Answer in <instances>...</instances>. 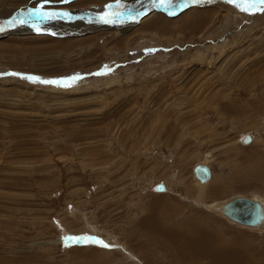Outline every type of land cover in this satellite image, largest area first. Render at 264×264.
Returning <instances> with one entry per match:
<instances>
[{"label": "rangeland", "instance_id": "obj_1", "mask_svg": "<svg viewBox=\"0 0 264 264\" xmlns=\"http://www.w3.org/2000/svg\"><path fill=\"white\" fill-rule=\"evenodd\" d=\"M96 1L64 7L73 33L0 35V264H264V224L216 210L264 202V12Z\"/></svg>", "mask_w": 264, "mask_h": 264}, {"label": "bare ground", "instance_id": "obj_2", "mask_svg": "<svg viewBox=\"0 0 264 264\" xmlns=\"http://www.w3.org/2000/svg\"><path fill=\"white\" fill-rule=\"evenodd\" d=\"M148 2L150 0H147ZM66 2H69V0H50V3H47V4H44V8H43V11L47 12L49 10V8H51L54 12H57V13H61V15L59 16H56L54 18H48V19H40L39 17H36V16H31L30 13L35 10V9H39L41 4L44 3V0H0V6H4V7H10L11 9L7 10H2L0 11V27H3V29L8 26L10 29H12L11 31L7 32V30L9 29H4L3 31H0V35H4L5 37H10V36H13L15 33H18V32H21V33H25L26 35H29V34H55V35H60L61 33H65V32H69V33H73L75 32L73 29L72 31H70V27L73 26V24H71L72 22V19L70 18V16H66L68 14H71L69 11H65L67 10L66 8L64 7H69V8H82V7H88L90 5H93V4H96L98 1L96 2H93V0H83V2H78V3H75V4H71L69 2V4L71 5H65ZM127 2V1H126ZM165 2V1H164ZM238 2V1H237ZM51 3H55V4H52L54 6H51ZM228 3V2H227ZM223 4V3H222ZM226 4V2H225ZM239 4V3H238ZM14 5V7H12ZM146 5V4H145ZM232 5V4H231ZM148 6V5H147ZM64 8V9H62ZM89 9V8H88ZM143 9V8H142ZM64 13V15H63ZM139 13L141 12H138L137 15H139ZM195 13V12H194ZM192 14V13H190ZM190 14H187L186 17H184L182 19L183 21V25H187V24H190L192 26L191 29L193 30H199L201 27H202V24H203V20H205V15L202 13V12H196L195 15H191L189 16ZM151 14L147 15L150 16ZM29 16H31V18H33V20L31 22H26L24 21L25 18H29ZM137 17V16H136ZM62 19L61 21L59 22H56V19ZM66 18V19H65ZM146 18V17H145ZM136 19V18H135ZM21 21H23V23H21ZM207 21V20H206ZM29 24V25H27ZM27 25V27L25 26ZM188 26V25H187ZM77 27V26H76ZM38 29V30H37ZM165 28H163L164 30ZM76 31H77V28H76ZM79 32V31H77ZM82 34V33H81ZM19 36V34H18ZM5 48V47H4ZM8 48V47H7ZM6 48V49H7ZM68 79V78H67ZM247 135V134H246ZM251 135V134H250ZM252 136V135H251ZM253 136H252V140H253ZM252 142V141H251ZM250 142V143H251ZM243 143H245L243 141ZM245 144H249V143H245ZM250 160V159H249ZM250 162V161H249ZM198 165V164H197ZM202 165V164H201ZM203 165H206V164H203ZM209 166V165H208ZM198 179V178H197ZM199 180V179H198ZM209 180V179H208ZM206 180V181H208ZM201 181V180H199ZM206 181H201V182H206ZM208 183V182H207ZM203 184V183H202ZM215 189V188H214ZM164 190H166V187L164 185ZM160 191V190H158ZM214 194V193H213ZM242 197V196H240ZM248 198V197H247ZM260 198V197H259ZM234 199V198H233ZM251 199V198H250ZM232 200V199H231ZM231 200H228L227 202L221 204V205H216V210L218 209L217 212H220L224 213L223 211V206L228 203L229 201ZM254 200V199H253ZM261 200V199H260ZM263 200V199H262ZM257 201H259L257 199ZM260 203H262L263 207H264V202H261L259 201ZM225 214V213H224ZM226 215V214H225ZM227 216V215H226ZM228 217V216H227ZM230 220H232L233 222L239 224V225H242V226H246V227H251V228H254V227H260L264 224V221H262V223L258 224V225H255V226H251V225H245V224H242L240 222H237V221H234L233 219H231L230 217H228ZM192 223V222H191ZM191 226V225H190ZM264 226V225H263ZM262 226V227H263ZM149 228V227H148ZM167 228V227H166ZM161 229V228H159ZM164 229H165V226H164ZM162 229V231L164 230ZM169 231V230H168ZM189 231V230H188ZM194 235L195 237H190L191 239L193 238H198L200 235H196V228H194ZM167 232V231H166ZM171 233V231H169ZM178 234V233H177ZM175 235V234H174ZM173 235V236H174ZM211 235V234H210ZM177 236V235H175ZM174 236V237H175ZM205 236V235H203ZM211 237V236H210ZM196 238V239H197ZM219 240V239H218ZM166 241V240H165ZM164 241V242H165ZM179 241V240H178ZM167 242V241H166ZM199 242V241H198ZM170 243V242H169ZM168 243V244H169ZM175 243V242H174ZM173 243V244H174ZM201 243V242H200ZM202 244V243H201ZM201 244H198L199 246ZM175 245V244H174ZM197 245V246H198ZM205 245V244H204ZM176 246V245H175ZM202 246V245H201ZM173 247V246H172ZM219 247V246H218ZM181 248V247H180ZM179 248V249H180ZM194 248V247H193ZM200 248V247H199ZM203 248V246H202ZM171 249V248H170ZM198 249V248H197ZM194 250V249H193ZM199 250H202L201 248ZM198 250V252H199ZM203 250H205V248H203ZM202 250V252H203ZM207 250V248H206ZM211 250V249H210ZM209 250L208 254L210 253L211 254V251ZM217 250V249H216ZM175 251V250H174ZM207 253V251H206ZM204 254V253H203ZM189 257V256H188ZM195 258V257H194Z\"/></svg>", "mask_w": 264, "mask_h": 264}, {"label": "water", "instance_id": "obj_3", "mask_svg": "<svg viewBox=\"0 0 264 264\" xmlns=\"http://www.w3.org/2000/svg\"><path fill=\"white\" fill-rule=\"evenodd\" d=\"M59 79L61 78L56 80ZM243 141H248L245 143H250L252 141V136L250 134L245 135ZM194 171L196 177L201 181H206L211 178V170L207 165L198 164ZM158 190L162 191L164 187L161 186ZM223 211L234 221L245 225L255 226L264 221V207L262 203L247 197H236L232 199L223 206Z\"/></svg>", "mask_w": 264, "mask_h": 264}, {"label": "snow or ice", "instance_id": "obj_4", "mask_svg": "<svg viewBox=\"0 0 264 264\" xmlns=\"http://www.w3.org/2000/svg\"><path fill=\"white\" fill-rule=\"evenodd\" d=\"M163 2V0H162ZM169 2H172V0H169ZM193 2H199V0H193ZM228 3L233 4V5H237V0H227ZM50 3V0H44V3L41 4L39 9H35L33 10L30 15L31 16H36L39 17L40 19H48V18H54L56 16L62 15L61 13H57L54 11H43L44 8V4ZM242 11L245 12H249L250 14L253 12V10L256 11H261L264 12V0H242V3L238 5ZM107 7H111V5H108ZM108 13H105V15L103 17H101V19L103 20V22L107 23L109 22L108 20ZM21 23H23V21H21ZM3 27H0V31H3ZM38 30V29H37ZM9 75H18L16 73H9ZM28 79H38V78H32V77H27ZM78 77H73L71 79H77ZM42 83H49V84H56V85H62V86H70L69 83L67 82H62L60 80H49V81H40ZM248 142V141H245ZM77 242H80L79 240H77ZM95 243H99L101 244V246L103 247H108V245L103 244L102 241H94ZM67 246V244H66Z\"/></svg>", "mask_w": 264, "mask_h": 264}]
</instances>
